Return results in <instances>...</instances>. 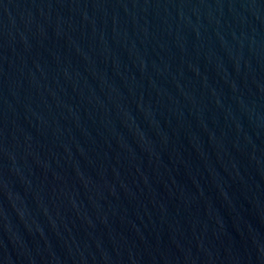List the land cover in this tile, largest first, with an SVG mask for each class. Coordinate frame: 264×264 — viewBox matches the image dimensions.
I'll list each match as a JSON object with an SVG mask.
<instances>
[{
    "label": "water",
    "instance_id": "water-1",
    "mask_svg": "<svg viewBox=\"0 0 264 264\" xmlns=\"http://www.w3.org/2000/svg\"><path fill=\"white\" fill-rule=\"evenodd\" d=\"M0 264H264V0H0Z\"/></svg>",
    "mask_w": 264,
    "mask_h": 264
}]
</instances>
